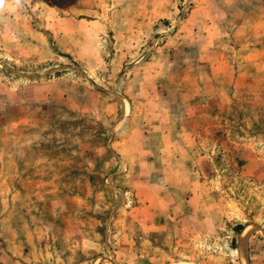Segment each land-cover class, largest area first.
<instances>
[{
  "label": "rangeland",
  "instance_id": "obj_1",
  "mask_svg": "<svg viewBox=\"0 0 264 264\" xmlns=\"http://www.w3.org/2000/svg\"><path fill=\"white\" fill-rule=\"evenodd\" d=\"M0 264H264V0H0Z\"/></svg>",
  "mask_w": 264,
  "mask_h": 264
}]
</instances>
